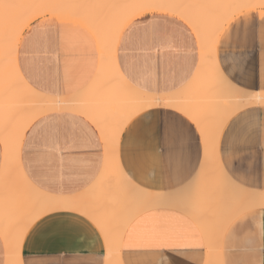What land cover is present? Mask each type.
<instances>
[{"label":"crops","instance_id":"0c3cea01","mask_svg":"<svg viewBox=\"0 0 264 264\" xmlns=\"http://www.w3.org/2000/svg\"><path fill=\"white\" fill-rule=\"evenodd\" d=\"M123 30L116 60L126 81L149 94L185 92L201 62L199 40L189 24L172 13L157 12L134 18ZM262 30L258 18L253 27L251 16L239 13L217 39L219 68L243 89L264 91ZM6 40L9 46L14 42L12 37ZM100 47L97 35L86 24L48 14L25 29L13 57L20 76L35 92L73 96L97 77ZM8 55L0 51V74ZM7 69L12 71L13 66L9 64ZM30 112L35 113V106ZM205 153L198 126L170 106L135 115L123 129L118 148L119 162L131 181L159 193L180 190L177 185L184 177L191 184L203 171ZM217 154L227 175L232 180L240 178L236 184L264 192V104L245 107L229 118L220 133ZM106 160L99 129L81 114L63 109L34 119L20 152L31 183L64 199H88ZM3 164L0 138V169ZM102 192L111 208L117 204L115 208H125L126 203L121 202L126 199L119 196L116 186H107ZM33 222L22 244L27 264H106V238L80 209H54ZM262 223L260 207L233 219L222 241L223 264H259L264 259ZM162 241L166 247L160 246ZM121 248L123 264H205L207 255L199 223L186 211L166 206L137 215L124 233ZM7 259L9 251L0 231V264H8Z\"/></svg>","mask_w":264,"mask_h":264},{"label":"bare ground","instance_id":"6f19581e","mask_svg":"<svg viewBox=\"0 0 264 264\" xmlns=\"http://www.w3.org/2000/svg\"><path fill=\"white\" fill-rule=\"evenodd\" d=\"M90 1L76 8L79 15L75 19L89 26L97 35L101 46L100 69L93 83L73 96L35 92L20 76L13 57L23 32L34 20L48 14H55L59 18L72 16L64 11L67 12L70 3H64L63 0H14L11 5L56 3L61 7L40 9L7 6L5 10L0 9V48L3 53L11 54L4 57L5 68L0 74L3 168L8 167L5 161L6 150L11 167L10 176L0 179V231L9 251L8 264L14 258L11 242L19 238L22 256L23 240L30 225L39 216L58 208H78L91 217L106 238V264H115L117 260L123 264L121 242L128 225L142 212L161 206L182 209L193 217L199 223L206 240L205 264H223L222 241L229 224L240 213L260 207L261 195L264 194L233 183L219 165L217 154L220 133L229 118L245 107L264 104V91L237 86L222 73L216 59V43L222 29L242 11L227 5L242 0H214L213 4L209 0L188 3L173 0L175 3L194 6L159 11L172 13L185 20L199 40V70L185 87V92L179 95H155L141 91L129 84L119 70L116 45L120 35L130 21L145 14L135 8L121 6L133 4L136 0H112L114 4L103 6L91 5ZM249 2L258 3L259 0ZM107 18L110 20L105 23ZM8 37L14 38L11 46L7 44ZM7 59L10 63L6 62ZM9 64L13 66L12 71L7 69ZM33 106L34 114L30 112ZM157 106H170L185 113L195 122L203 136L206 151L205 162L201 166L203 171L200 169L203 174H199V171V176L185 191L159 193L137 186L133 181L130 185V178L119 162V140L127 123L138 113ZM59 109L71 110L84 116L99 129L105 144L106 163L97 180V188L86 200L64 199L43 192L31 183L20 162L27 128L39 115ZM107 186H116L119 196L124 195L126 200L121 205L126 204L123 210L115 208L118 204L113 208L108 205V198L102 196Z\"/></svg>","mask_w":264,"mask_h":264},{"label":"snow or ice","instance_id":"6c2138e0","mask_svg":"<svg viewBox=\"0 0 264 264\" xmlns=\"http://www.w3.org/2000/svg\"><path fill=\"white\" fill-rule=\"evenodd\" d=\"M194 5H184L173 2V0H136L135 3L130 5H122L121 7H131L135 8L139 11L147 14H155L159 11L164 10H172L176 8L183 7H193ZM8 7H18V8H40V9H55L61 7V5L56 3H39V4H16L9 5ZM227 7H235L241 11L242 17H248L249 15L252 18L253 27H255V21L258 18L261 25H264V0H259L258 3L249 2V0H242L240 3L227 5ZM261 39L264 40V30L260 33ZM5 161L8 163V167L0 169V179H6L11 174L10 161H8L7 150L5 152ZM239 177H235L232 181L235 183L239 181ZM128 183L131 185V180H128ZM240 183H243L240 181ZM180 190H187L190 187L188 183V177H184L181 179L177 185ZM260 213L264 215V194L261 195V203H260ZM261 235H264V223L260 226ZM161 247H166L163 241L161 242ZM264 251V249H262ZM11 252L13 255V259L9 262V264H27L26 260L20 255V241L19 238L11 242ZM115 264H119V260L115 262ZM259 264H264V259H262Z\"/></svg>","mask_w":264,"mask_h":264},{"label":"rangeland","instance_id":"374dc122","mask_svg":"<svg viewBox=\"0 0 264 264\" xmlns=\"http://www.w3.org/2000/svg\"><path fill=\"white\" fill-rule=\"evenodd\" d=\"M12 1H14V0H0V9H2V8H4V10H5V8L7 7V6H9V5H11V3H12ZM88 1H90V0H88ZM188 1H194V0H183V2L184 3H188ZM63 2L64 3H66V2H68V3H70L69 4V6H67V8L68 7H70V8H68L67 9V12H66V10H64L65 11V13H69L70 15H72V16H69V17H73V18H77L78 17V15H79V13L76 11L77 9V7L78 6H81V5H83V3L84 2H87V0H63ZM114 2H116V0H114ZM213 2H214V0H209V3L210 4H213ZM15 3H17V2H15ZM90 4L92 3H94V4H96V5H98V4H100V5H104V4H114L113 3V1L112 0H105V2L103 1V0H91L90 2H89ZM89 3H87L88 5H89ZM193 3V2H192ZM91 4V5H92ZM14 5V4H13ZM85 5H86V3H85ZM96 5H95V7H96ZM75 6V7H74ZM84 6V5H83ZM90 6V5H89ZM72 7V8H71ZM100 7V6H99ZM66 8V7H65ZM74 8V9H73ZM15 9V8H14ZM102 9V8H101ZM71 10V12H69ZM9 12V11H8ZM75 14V15H74ZM107 19H109L110 20V18H107Z\"/></svg>","mask_w":264,"mask_h":264}]
</instances>
